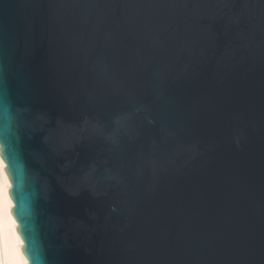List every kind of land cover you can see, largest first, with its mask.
<instances>
[{
	"label": "water",
	"instance_id": "95a60500",
	"mask_svg": "<svg viewBox=\"0 0 264 264\" xmlns=\"http://www.w3.org/2000/svg\"><path fill=\"white\" fill-rule=\"evenodd\" d=\"M0 158L27 264H264V0H0Z\"/></svg>",
	"mask_w": 264,
	"mask_h": 264
},
{
	"label": "bare ground",
	"instance_id": "6f19581e",
	"mask_svg": "<svg viewBox=\"0 0 264 264\" xmlns=\"http://www.w3.org/2000/svg\"><path fill=\"white\" fill-rule=\"evenodd\" d=\"M0 158V264H27L22 254V241L11 215L12 201L8 194L9 180Z\"/></svg>",
	"mask_w": 264,
	"mask_h": 264
}]
</instances>
